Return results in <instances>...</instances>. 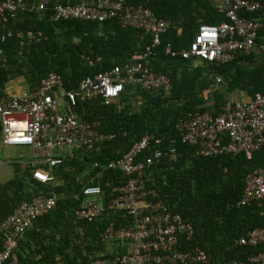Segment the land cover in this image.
<instances>
[{"label":"trees","instance_id":"trees-1","mask_svg":"<svg viewBox=\"0 0 264 264\" xmlns=\"http://www.w3.org/2000/svg\"><path fill=\"white\" fill-rule=\"evenodd\" d=\"M127 1L150 8L158 17L172 22L162 46L148 60L152 71L170 78L172 90L161 94L128 88L119 102L111 106H104L101 100L80 103L75 113L87 122L100 121L102 133L118 134V137L100 143L92 152L76 151L64 165L54 169L56 184L38 183L30 169L22 172L17 169L14 179L0 185V220L22 202L31 201L41 193H52L58 199L56 209L38 219L20 242V264H90L109 252L103 240L104 232L119 218L106 213L95 223L77 222L75 211L80 202L75 195H82L83 189L91 184L101 186L109 198L116 186L126 182L125 176L107 170L101 178L94 182L92 179L106 164L126 154L146 133L161 139L160 148L165 152L171 141L176 140L182 154L177 160L164 156L161 164L148 170L145 176L148 187L156 189L172 211L194 225L193 240L181 249L199 247L207 252L211 264L236 261L249 264L247 259L264 253V246L239 247L236 242L250 231L264 227V203L243 208L237 203L247 175L264 168V146L252 160L243 154L197 157L192 147L180 143L178 125L199 112L216 113L231 93L247 94L246 98L237 99L264 93V53L259 48H256L258 54L239 52L226 64L172 58L165 53L167 44L171 43L176 50L187 49L201 24L219 25L226 21L217 11L216 2ZM257 1L262 3L263 11L254 17L264 18V0ZM70 2L76 0H49L44 13L24 14L22 18L0 13V100L6 97L4 90L10 81L24 78L29 89L34 90L53 72L62 77L67 90L76 89L86 77L136 62L134 57L142 55L152 44L150 37L142 38L140 30L123 28L115 21H54L51 17L54 8ZM9 31L14 32V37L2 42V36ZM29 34L35 38L30 40ZM257 45H264V23ZM217 78H221V84ZM219 85L224 89L218 90ZM209 90L215 106L211 110L202 109L206 104L205 92ZM151 151L142 153L139 160ZM86 175L92 179L84 180ZM1 244L0 241V247Z\"/></svg>","mask_w":264,"mask_h":264},{"label":"built area","instance_id":"built-area-1","mask_svg":"<svg viewBox=\"0 0 264 264\" xmlns=\"http://www.w3.org/2000/svg\"><path fill=\"white\" fill-rule=\"evenodd\" d=\"M48 6L49 0L36 3L0 0V13L22 18L24 14H42ZM216 9L226 21L219 25L201 24L189 48L176 50L169 43L165 46L166 55L226 64L239 52L249 55L259 48L264 53V45H257L263 18L254 17L263 11L260 1L216 0ZM51 17L54 21H115L123 28L140 30L142 38L150 37L152 44L142 55L134 57L136 62L86 77L76 89L67 90L62 77L53 72L36 89L0 100V147L33 149L34 160L22 167L30 169L33 179L44 185L58 182L54 169L64 165L76 151L92 152L100 143L118 137V134L102 133L100 121L87 122L75 113L80 103L101 100L104 106H111L119 102L128 88L161 94H169L172 90L170 78L152 71L148 63L171 29L170 20L127 0H76L56 6ZM178 33L181 34L182 29ZM13 37L14 32L9 31L2 36V42ZM29 38L35 37L29 34ZM221 82V78H217V83ZM210 93L211 90L205 92L206 104L202 109L211 110L215 106L209 98ZM178 132L180 143L192 147L197 157L243 154L252 160L264 146V93H256L248 99H227L216 113L207 110L190 115L180 121ZM161 145V139L146 133L126 154L103 167L92 182L107 170L120 172L126 178L123 185L113 189L109 198L101 186L91 184L83 189L82 195H75L80 202L75 211L77 222L95 223L106 213L114 214L119 221L109 224L103 240L109 247L124 244L130 248L128 252L108 250L90 264H211L205 250L199 247L181 249L193 240L194 225L172 211L156 189L147 185L146 172L160 165L164 156L173 160L182 157L176 140L171 141L167 152L160 148ZM148 150H152L150 155L139 160ZM57 203L58 199L52 193H41L31 201L22 202L0 220V264H20V242L38 219L56 209ZM263 203L264 168H258L247 175L237 206L243 208ZM236 246H264V227L238 239ZM247 263L264 264V253L250 256Z\"/></svg>","mask_w":264,"mask_h":264},{"label":"rangeland","instance_id":"rangeland-1","mask_svg":"<svg viewBox=\"0 0 264 264\" xmlns=\"http://www.w3.org/2000/svg\"><path fill=\"white\" fill-rule=\"evenodd\" d=\"M218 90H223V86L219 85ZM216 88V87H215ZM246 98L247 94L237 91L235 93L229 94L227 99L232 98ZM226 99V100H227ZM76 154V153H74ZM78 155H81L78 153ZM34 160L33 149L27 147H5L0 150V184H5L11 181L16 176V170L23 169L24 163H29ZM92 179L88 175L84 177V180ZM80 182V181H79Z\"/></svg>","mask_w":264,"mask_h":264},{"label":"crops","instance_id":"crops-1","mask_svg":"<svg viewBox=\"0 0 264 264\" xmlns=\"http://www.w3.org/2000/svg\"><path fill=\"white\" fill-rule=\"evenodd\" d=\"M213 1L216 2V0H213ZM263 23H264V18H263ZM255 53L258 54V49L255 50ZM29 87L30 86L26 82V80L24 78H20V79H17V80H12L9 83H7V85L5 86L4 93H5L6 96H14V95H18V94L28 90ZM3 148H5V147H0V150L3 149ZM2 185H4V184H2ZM119 249L122 252L130 251V248L126 247L124 244H118V245H114L113 247L112 246L108 247V250H110V251H115V250L118 251Z\"/></svg>","mask_w":264,"mask_h":264}]
</instances>
